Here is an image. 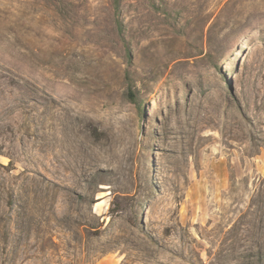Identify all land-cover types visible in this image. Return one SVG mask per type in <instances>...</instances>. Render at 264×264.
I'll return each instance as SVG.
<instances>
[{"label":"rangeland","instance_id":"rangeland-1","mask_svg":"<svg viewBox=\"0 0 264 264\" xmlns=\"http://www.w3.org/2000/svg\"><path fill=\"white\" fill-rule=\"evenodd\" d=\"M0 264H264V0H0Z\"/></svg>","mask_w":264,"mask_h":264},{"label":"trees","instance_id":"trees-1","mask_svg":"<svg viewBox=\"0 0 264 264\" xmlns=\"http://www.w3.org/2000/svg\"><path fill=\"white\" fill-rule=\"evenodd\" d=\"M119 2H120V0H115V6H116L117 10H118V6H119ZM128 96H129L130 100H134V98H135L130 93H128Z\"/></svg>","mask_w":264,"mask_h":264},{"label":"bare ground","instance_id":"bare-ground-1","mask_svg":"<svg viewBox=\"0 0 264 264\" xmlns=\"http://www.w3.org/2000/svg\"><path fill=\"white\" fill-rule=\"evenodd\" d=\"M55 143V142H54ZM51 144V143H50ZM52 145V144H51Z\"/></svg>","mask_w":264,"mask_h":264}]
</instances>
